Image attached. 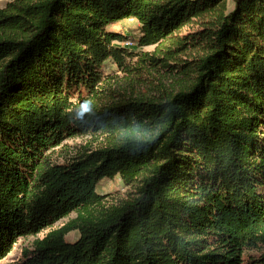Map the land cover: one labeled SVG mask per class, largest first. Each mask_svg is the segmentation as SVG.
<instances>
[{
    "label": "trees",
    "instance_id": "obj_1",
    "mask_svg": "<svg viewBox=\"0 0 264 264\" xmlns=\"http://www.w3.org/2000/svg\"><path fill=\"white\" fill-rule=\"evenodd\" d=\"M129 18L139 46L168 42L177 61L162 66L192 80L80 115L72 99L97 97L105 65L134 56L108 29ZM6 29L18 33L0 35V260L75 212L10 264H264V0H11ZM188 46L198 56H176ZM90 131L116 137L48 162ZM116 175L134 191L108 202L96 185Z\"/></svg>",
    "mask_w": 264,
    "mask_h": 264
},
{
    "label": "rangeland",
    "instance_id": "obj_2",
    "mask_svg": "<svg viewBox=\"0 0 264 264\" xmlns=\"http://www.w3.org/2000/svg\"><path fill=\"white\" fill-rule=\"evenodd\" d=\"M11 0H0V8L7 5V2ZM228 6L232 5V0H227ZM190 27L185 25L179 29L177 33H185ZM109 30L120 33L124 39L114 40L113 43L126 48L132 52L134 56L126 58V64L123 68H119L114 62H108L102 72V80L99 83L100 92L97 97H91L82 91L80 97L75 96L72 101L78 102L79 107L82 102L89 101L91 109L100 108L101 106L112 103L113 101L121 99L123 96L142 97L145 99L158 100L163 96H166L172 91L178 90L181 87H185L188 81L192 80V74L186 71L175 72L173 66L163 67V58L167 57L169 62H176V58H169V55L165 53L169 48V43L163 45H138L139 24L133 18L125 19L119 22L111 23L108 27ZM17 31L14 29L0 30V35L16 36ZM161 50H159V49ZM146 52L153 53L160 58L157 63H146L141 61L137 53ZM177 57L182 60L186 58H192L198 56L197 49L193 47H186L184 51L175 53ZM166 60V62H167ZM173 70V71H172ZM116 136L103 131H90L82 134H76L75 136L65 138L56 147L47 151V158L49 163H58L69 161L77 154L87 151L86 149L93 150L97 147H102L110 144ZM96 190L98 193L106 195L108 202H115L120 199L127 198L132 195L134 187L125 186L121 182L120 178L116 175L114 178H103L97 185ZM76 216L75 212H72L53 224L45 227L41 232L35 235H25L14 243L12 250L0 260V264H10L15 261L19 256L22 248L28 246L35 238H41L46 232L59 228L63 223ZM78 237L77 231L67 233L65 238L68 241H74Z\"/></svg>",
    "mask_w": 264,
    "mask_h": 264
},
{
    "label": "clouds",
    "instance_id": "obj_3",
    "mask_svg": "<svg viewBox=\"0 0 264 264\" xmlns=\"http://www.w3.org/2000/svg\"><path fill=\"white\" fill-rule=\"evenodd\" d=\"M91 111V106L89 101H84L80 105L79 114L82 115L85 112Z\"/></svg>",
    "mask_w": 264,
    "mask_h": 264
}]
</instances>
